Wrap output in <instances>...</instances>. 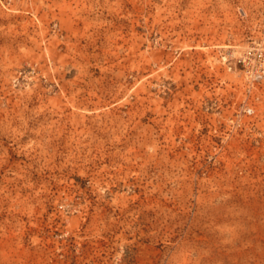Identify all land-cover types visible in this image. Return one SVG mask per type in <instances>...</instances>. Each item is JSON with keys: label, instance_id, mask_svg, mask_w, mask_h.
Returning a JSON list of instances; mask_svg holds the SVG:
<instances>
[{"label": "rangeland", "instance_id": "1", "mask_svg": "<svg viewBox=\"0 0 264 264\" xmlns=\"http://www.w3.org/2000/svg\"><path fill=\"white\" fill-rule=\"evenodd\" d=\"M261 64L264 0H0V264H264Z\"/></svg>", "mask_w": 264, "mask_h": 264}, {"label": "built area", "instance_id": "2", "mask_svg": "<svg viewBox=\"0 0 264 264\" xmlns=\"http://www.w3.org/2000/svg\"><path fill=\"white\" fill-rule=\"evenodd\" d=\"M221 58H222V56H221ZM246 58H247V55H245L244 57H241L239 60H243L244 62H246ZM253 76H254L255 80L256 79L257 80L263 79V77H264V65L263 64L258 66L257 70L255 72H253ZM243 109H244L245 113H248V114H252L255 112V106L254 105H250V104L243 105Z\"/></svg>", "mask_w": 264, "mask_h": 264}]
</instances>
